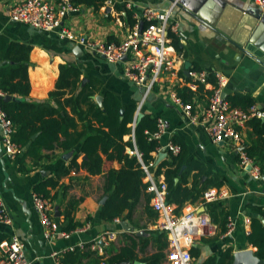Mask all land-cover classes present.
<instances>
[{
	"label": "crops",
	"instance_id": "1",
	"mask_svg": "<svg viewBox=\"0 0 264 264\" xmlns=\"http://www.w3.org/2000/svg\"><path fill=\"white\" fill-rule=\"evenodd\" d=\"M22 1L24 0H0V37L32 48L28 69L31 91L26 99L35 103L44 102L58 108V102L70 96L69 90L64 98L51 96V93L56 91L60 67L73 65L83 72L81 87L90 84L92 79L100 81L101 88L92 97L93 100L95 96H102L104 102L105 92H113L124 106L136 105L137 111H141L144 117L150 115L162 118L166 125V133L161 139L162 147L174 138L181 140L187 146L188 157L181 172L190 163H197L203 167L202 172L195 170L191 173L187 178V186L191 188L193 183H198L201 188L209 180L220 183V188L213 186L211 188L226 192L228 196L215 205L225 208V212L234 222V230L229 236L211 237L196 233L192 249H198L199 254L193 257L192 264H204L214 259L219 262L223 253L228 250H232L233 259L230 264H233L237 252L247 250L256 252V248L248 241V235L252 229V218L254 216L258 219L260 216L264 218L258 213L264 211V177L261 180L252 179L248 170L240 167L238 151L231 142L216 143L198 120L194 122L173 102L170 84L178 86L175 78H172L171 83L166 80L146 95L143 88L125 77L122 63L108 62L74 42L62 40L58 31L48 33L12 21L11 8ZM172 2L170 0H104L90 5L83 0H76L77 10L63 18L61 27L91 41L119 43L128 37L137 22L141 24L142 20H139V16L144 9L153 7L162 10L169 7ZM127 3L132 4L131 10L126 8ZM185 4L187 6H178L173 16L179 26L180 34H169L172 46L184 58L183 72L194 69L204 70L212 79L215 78V74L220 73L227 78L224 94L229 103L232 101V105L241 108L240 102L234 98L247 96L256 104L264 106V62L251 52L262 54L260 51L264 48V30L255 34L256 31L253 29L256 14L261 11L255 0L201 2L187 0ZM261 12L264 15V11ZM251 38L254 43L249 45ZM3 53L4 50L0 48V55ZM179 84L182 85L180 82ZM214 87L211 80L205 85L210 91ZM11 96L22 99L20 96ZM208 99L207 94H202L201 99L198 100L201 107L206 106ZM66 114L79 124L78 131L88 126L79 121L70 107H66ZM93 123L94 126L99 127L95 121ZM90 133L94 134L93 131ZM253 133L248 123L242 128V134L249 145H252L253 139L256 138ZM3 136V129L0 126V141ZM130 138L128 135L124 140ZM63 140L65 138L61 136V141ZM0 145L3 148L2 142ZM164 148L160 152L153 153L154 166L150 168V175L145 178V182H149L151 178L165 182L164 175L156 176L157 167L163 161L170 159L167 153V156L157 164L159 154ZM127 152L135 154L131 149H127ZM23 153L22 150L19 154L11 156L4 151L3 157L0 158V198L12 219L11 224L0 223V242L13 238L20 239L25 244L31 264H57L56 254L59 255L62 263L65 254L72 248L76 249L80 244H91L106 232H116L117 235L114 240L106 244L103 254L97 253L105 259L129 254V250L134 245L135 260L127 261L131 264L134 262L147 264L145 259L159 252L158 237L163 232L157 229V214L153 210L152 201L147 204L145 200H141L121 218L113 221L108 222L100 218L101 209L108 199L106 174L110 169L122 168V164L112 153L105 155L102 148H99L104 163L101 172L96 175H91L87 170L85 166L87 155L81 152V145L68 150L59 145L54 150H43L42 159L36 161L27 157L22 165L20 158ZM67 154L71 155L65 158ZM65 170L68 171L67 175L60 173L58 176L59 171ZM51 178H54L57 185L49 188L51 197L48 199L52 201L53 220L56 221L59 229L53 238L49 239L44 235L40 215L34 207L33 195L36 185ZM176 179L179 182L181 177ZM104 198L107 199L102 205L101 201ZM207 205L203 196L195 203H186L177 214H185L188 208H193L198 213L211 215ZM69 212L72 215L71 220L67 217ZM222 219L219 216L218 223H221ZM124 222L131 228L130 230L123 225ZM75 224L78 225L76 229L84 228L86 224H89V228L75 233L72 229V225ZM134 229L143 231L146 235H137ZM63 232L71 234L65 237L62 235ZM146 242L148 244L144 246ZM99 243L104 244L102 241ZM167 252L168 247L165 250L166 258L163 264H170L167 260ZM90 261V258H84L81 264H89Z\"/></svg>",
	"mask_w": 264,
	"mask_h": 264
},
{
	"label": "trees",
	"instance_id": "2",
	"mask_svg": "<svg viewBox=\"0 0 264 264\" xmlns=\"http://www.w3.org/2000/svg\"><path fill=\"white\" fill-rule=\"evenodd\" d=\"M83 1L95 5L96 1L103 2L104 0ZM0 48L4 50V53L0 55V63L2 64L0 65V91L5 95L22 97V99L10 102L0 99V107L6 112L8 119L14 126L11 140L19 150L24 151L20 158L21 164H24L27 157H31L36 161L42 159L43 150H54L58 145L65 150L81 145V152L87 155L85 166L91 175H96L101 172V166L104 163L99 153L101 147L105 155L112 153L115 159L122 164V168L119 170L110 169L106 174L108 199L101 209L100 218L108 222L113 221L121 218L127 210L138 205L141 200H145L149 204L152 201L153 194L147 191L149 182L144 181L147 174L143 165L149 166L154 163L153 153L158 152L161 148L160 142L149 139L150 134L157 131L158 118L148 115L142 119L135 128L134 144L131 134L136 119L137 106L134 104L124 106L113 92H105L103 108H100L92 98L101 88L100 81L92 79L90 84L81 87L83 72L73 65H62L60 67L56 91L52 92L51 96L64 98L65 94H68V90L70 96L64 101H59L58 108L44 102H31L26 98L29 97L31 91L28 69L29 54L32 48L9 42L3 37H0ZM209 80L216 85L215 78H209ZM176 91L185 103H193L201 99L202 94H207L209 98L213 92V90L206 89L205 85H199L196 92L187 87H178ZM234 99L240 102V107L244 110L255 103L253 99L247 96H237ZM66 107H70L72 112L78 116L79 121L88 124V126L82 131H78L79 124L73 118L67 116ZM94 121L99 127L94 126ZM248 125L252 127L256 138L253 139L252 145L246 144V151L251 158L255 159L264 173V122L261 119L254 118L248 122ZM90 131H93L94 134L91 135ZM128 135L131 138L125 141L124 137ZM61 136L65 140L61 141ZM172 141L180 146L181 151L177 155L167 152L170 159L163 161L157 167L156 176H165L168 188L167 200L177 206L175 211L179 213L186 203H195L212 186L220 188V183L209 180L201 188L198 183H193L192 187L189 188L187 178L195 170L202 172L203 167L197 163H190L181 172L188 157L187 146L177 138ZM136 147L142 155V160L137 155L127 152V149L136 151ZM60 173L67 175L68 171H59L58 176H60ZM177 177H181V179L176 183L175 179ZM56 185L57 182L54 178H51L36 185L34 191L50 198L51 190L49 188H54ZM78 203L79 201H77ZM215 203L217 202L208 204L207 209L212 215L211 217L209 214L211 219L213 218L212 221L218 226L217 235L221 236L228 230L229 214L225 212V208L216 206ZM147 207L150 208V206ZM258 213L264 216V211ZM219 216L223 218L221 223H218ZM67 217L71 220L72 215L70 212ZM77 227V224L72 225L73 230H76ZM248 241L256 248V256L264 261V224L256 216L252 218V229L248 235ZM158 242L160 243V250L145 259L147 264H163L164 262L166 258L165 250L169 245L167 236L164 233L159 234ZM147 244L146 242L144 246H147ZM134 247V245L131 247L129 254L105 259L91 250L90 245H86L84 248L78 247L67 252L62 264H81L84 258L91 259L89 264H101L102 262L114 264L127 260L134 261ZM191 253L193 257H197L199 250L192 249ZM232 259V250H228L223 253L219 262L214 261V259L208 260L204 264H230Z\"/></svg>",
	"mask_w": 264,
	"mask_h": 264
},
{
	"label": "built area",
	"instance_id": "3",
	"mask_svg": "<svg viewBox=\"0 0 264 264\" xmlns=\"http://www.w3.org/2000/svg\"><path fill=\"white\" fill-rule=\"evenodd\" d=\"M179 0L162 10L149 7L144 9L139 20L141 24L133 27L128 37L119 43H108L101 40L91 41L79 36L73 31L61 27L62 20L71 12L77 10L76 0H24L15 4L10 11V19L14 22L30 25L44 32L58 31L62 40H68L79 46L90 50L105 58L108 62H120L124 66L125 77L138 87L145 90V94L154 91L155 87L166 80L171 83L172 78L178 82V86L170 84L171 98L173 102L181 107L188 117L198 122L207 130L216 143L229 141L239 154V165L242 169L248 170L252 179L261 180L264 177L261 167L251 158L246 151L247 141L242 134V128L251 119H264V106L253 104L247 110L233 107L224 97V88L227 84L226 76L215 74L216 85L208 99L205 107L200 102H187L178 96V87H187L196 92L199 85H207L209 74L204 70H189L188 77L183 72L184 58L178 54L172 46L169 34L179 35V26L174 21V11L178 7ZM258 8L264 11V0H255ZM127 9H132V4H126ZM179 82L182 84L180 85ZM0 96H5L0 91ZM0 126L3 129L2 146L4 151L13 156L21 151L12 142L11 136L14 133V126L8 119L6 112L0 107ZM136 119L133 124L132 140L135 144ZM166 133V125L162 118H158L157 131L151 133L150 140L161 143ZM165 147V148H164ZM162 148L174 155L180 153V146L170 141ZM163 151V150H162ZM137 157L142 160V155L137 150ZM154 166L143 165L147 174ZM167 184L164 181L149 179L147 191L153 194L152 207L157 214V229L167 235L169 242L167 260L170 264H192V247L196 233L202 236H215L218 234V226L212 221L207 213H198L193 208H188L185 214H177L176 208L167 200ZM226 192H219L215 188L208 189L204 194L206 204L219 202L227 197ZM33 202L36 211L40 215L44 228V235L52 239L58 231V224L53 220L52 201L41 194L33 195ZM0 223L11 224L12 219L5 204L0 198ZM89 224L84 228L76 229L75 233L86 231ZM227 232L229 236L234 230V222L229 218ZM71 233L63 232L62 235L69 237ZM116 232H106L91 244H80V248L90 245L91 250L103 254L108 242L116 238ZM102 241L104 244H100ZM75 250V247L71 251ZM57 264H62L59 255L56 254ZM0 264H31L25 250V244L18 238L0 242ZM101 264H106L102 262Z\"/></svg>",
	"mask_w": 264,
	"mask_h": 264
},
{
	"label": "water",
	"instance_id": "4",
	"mask_svg": "<svg viewBox=\"0 0 264 264\" xmlns=\"http://www.w3.org/2000/svg\"><path fill=\"white\" fill-rule=\"evenodd\" d=\"M170 1H174V0H170ZM187 0H179L178 6H187L186 3ZM200 2L203 0H199ZM194 10V9H193ZM259 23V24H258ZM258 24V26H257ZM141 29H143V23H141ZM253 29H255L256 32H254L255 34L260 33L261 31L264 30V15L263 13L260 11L259 13L256 14L255 17V24L253 26ZM254 35V34H252ZM252 43H254V41L251 38V41L249 43V45H251ZM256 44V43H255ZM253 55L259 57V59L264 62V48H261V53L259 54L255 51H251ZM255 52V54H254ZM188 71L186 70V74L188 75ZM224 97L226 98V94H224ZM0 99H3L5 102H10V101H15L16 98H14L11 95H5V96H0ZM95 100L97 102V104L103 108V97L102 96H95ZM123 114V110L121 111ZM144 118V114L141 111H137L136 113V126H138L140 124V122L142 121V119ZM264 122V119L262 120ZM36 136H34L35 138ZM1 144V141H0ZM4 155V149L1 147L0 145V158H2ZM71 154H67L65 156V158H67L68 156H70ZM165 156H167V152L165 149H163V151L159 154V158L157 161V164H159L164 158ZM178 181V179H176V182ZM107 198H104L101 201V204L103 205L105 203ZM259 219H261V221L264 224V218L263 217H259ZM123 225H127L125 222L123 223ZM128 230H130L131 228L126 226ZM134 232L137 233V235H146L145 232L143 231H138L137 229H134ZM114 264H131V262L126 261V262H120V263H114ZM134 264H144L141 262H134ZM233 264H264V261L259 259L256 255L255 252L252 250H247V251H239L234 255V263Z\"/></svg>",
	"mask_w": 264,
	"mask_h": 264
}]
</instances>
